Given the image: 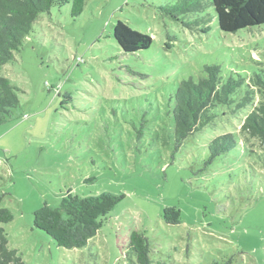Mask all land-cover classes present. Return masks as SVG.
Segmentation results:
<instances>
[{"label": "rangeland", "instance_id": "obj_1", "mask_svg": "<svg viewBox=\"0 0 264 264\" xmlns=\"http://www.w3.org/2000/svg\"><path fill=\"white\" fill-rule=\"evenodd\" d=\"M176 1L85 0L77 17L69 3L52 6L0 67L19 100L0 123L1 206L13 213L2 227L23 264H140L134 230L149 264H264V142L241 130L264 101L251 80L264 75V24L223 32L211 7L210 22L176 20L161 9ZM117 20L150 35V47L124 53ZM211 64L223 80L244 77L253 100L236 107L243 85L177 144L172 95ZM224 133L236 146L211 158L209 142ZM68 192L123 195L83 247L59 246L33 225L35 209ZM166 207L178 223L166 222Z\"/></svg>", "mask_w": 264, "mask_h": 264}, {"label": "trees", "instance_id": "obj_2", "mask_svg": "<svg viewBox=\"0 0 264 264\" xmlns=\"http://www.w3.org/2000/svg\"><path fill=\"white\" fill-rule=\"evenodd\" d=\"M71 5V16L77 17L84 8L85 0H0V67L14 59V53L21 47L25 36L31 31L39 14L49 12L52 6ZM211 7L223 32L264 24V0H177L161 7L163 12L179 20L182 15L191 14L193 23L210 22L212 15L206 11ZM206 12V13H204ZM184 20L181 23L190 26ZM113 37L124 53L147 49L152 37L132 29L125 22L117 20L113 25ZM204 76L197 80L189 77L178 82L172 95L171 114L174 121V136L180 144L190 134L201 130L214 117L213 110L219 105L234 101L232 95L241 87L245 91L237 99L236 107L241 108L253 100V90L244 77L220 75L218 64L205 65ZM253 84L264 86V75L251 77ZM264 94V90H261ZM19 104L11 81L0 75V123ZM241 130L264 142V101L254 107L245 117ZM232 133L213 138L208 145L210 157L223 154L236 146ZM4 193L0 192V264H23L15 249L8 247L2 224L13 219L12 211L1 206ZM123 195L101 193L96 196H80L71 192L64 195L57 206L44 203L33 211V225L46 232L59 246L66 248L83 247L102 226L105 216ZM168 223H178L180 214L174 207L164 209ZM129 246L135 252L140 264H149L148 241L142 232L132 231ZM165 264V263H157Z\"/></svg>", "mask_w": 264, "mask_h": 264}]
</instances>
